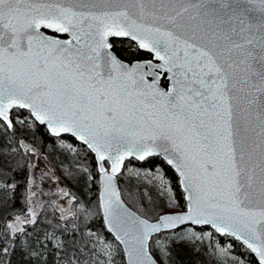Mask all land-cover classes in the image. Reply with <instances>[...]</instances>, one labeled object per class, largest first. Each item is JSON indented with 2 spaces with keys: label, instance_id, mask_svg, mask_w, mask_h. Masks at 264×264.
<instances>
[{
  "label": "snow or ice",
  "instance_id": "6c2138e0",
  "mask_svg": "<svg viewBox=\"0 0 264 264\" xmlns=\"http://www.w3.org/2000/svg\"><path fill=\"white\" fill-rule=\"evenodd\" d=\"M110 37L136 42L160 63L124 62ZM158 70L169 74L167 91ZM14 110L27 115L13 118ZM14 121L70 133L96 154L99 207L126 264H166L170 253L155 234L186 224L235 238L264 264V0H0V125ZM133 156L175 169L185 212L151 223L125 207L115 178ZM147 174L171 192L159 169ZM202 238L189 228L177 239Z\"/></svg>",
  "mask_w": 264,
  "mask_h": 264
},
{
  "label": "trees",
  "instance_id": "16d2710c",
  "mask_svg": "<svg viewBox=\"0 0 264 264\" xmlns=\"http://www.w3.org/2000/svg\"><path fill=\"white\" fill-rule=\"evenodd\" d=\"M113 43L112 50L123 61L133 62L149 58V54L138 50L130 41L114 40ZM161 83L166 84L165 80ZM11 115L13 118L24 117L27 111L14 110ZM30 123L31 127L14 121L12 129L0 125V183L2 185L0 188V249L10 248L7 255L0 256V264H73L70 260L74 255L82 257L84 261L81 264H85L89 251L86 254L80 253L82 250L80 240L84 228L94 231L111 245L112 264H125L122 249L106 230L101 216L98 199L100 181L93 155L74 139L68 136L61 137L67 143L76 146V150L70 153L69 150L55 144L57 138L51 137L44 126L34 121ZM20 141L29 142L35 150L46 155L48 160H45L55 171L58 181L63 183L66 192L76 196L78 202L81 199L85 203L94 202L95 212L86 216L84 224L76 222L75 216H71L70 220H66L63 225L56 219L53 208L45 205L36 214L35 223L24 226L23 233L8 234L5 230L6 224L14 216L23 214L25 211L26 188L30 181L27 166L31 153L23 149ZM13 148L16 149L15 152L12 151ZM76 165H80L85 171L77 169ZM128 169H130L129 173L126 172ZM157 169L165 175L171 188L172 200L169 202H165V196L159 195L155 185L146 183L141 175L143 171L152 172ZM89 177L90 187L86 190ZM116 185L124 202L138 214L151 220L162 213L180 211L185 207L184 193L180 188L177 175L159 157H149L144 161L132 158L125 160L121 173L116 176ZM194 229L199 232L210 230L207 226L194 227ZM47 232L61 235L63 243L59 256H56V252L49 244L47 247H41L43 249L39 251V255L34 257L31 253L38 251L36 246ZM172 232L174 231L162 232L155 235V238L165 239ZM211 233L221 245L228 243L230 258L219 259L214 248L202 241H177L167 245L170 255L167 257L166 264H239L241 261L244 264H258L241 243L228 236H218L212 231ZM9 241L12 243L9 244ZM153 255L157 259L160 258L156 252Z\"/></svg>",
  "mask_w": 264,
  "mask_h": 264
},
{
  "label": "rangeland",
  "instance_id": "374dc122",
  "mask_svg": "<svg viewBox=\"0 0 264 264\" xmlns=\"http://www.w3.org/2000/svg\"><path fill=\"white\" fill-rule=\"evenodd\" d=\"M25 125L28 126V124H25ZM24 144L28 145L31 149L34 150V151H28L31 153L29 155L30 160L27 166L29 170V178H30L29 186L26 188L27 189L26 196H27L28 201L26 199L25 211H23V214L14 216L11 219V221H9L6 224L5 230L8 232V234H13L12 229L8 227L9 225H15L18 228H24V226L29 224V221L32 220L33 213L36 216V214L42 208V206H45V205H48L49 207L53 208L56 219L59 222L63 223V225L66 220H70L71 216H75L74 218L76 222L84 224L83 221H85L86 216L80 212H77V205L82 204L86 206L88 209L91 210L90 213L92 214L95 212L94 202L85 203L82 199L78 202L76 199V196L74 194L71 195L69 192H67L68 193L67 195H64L61 190H64L66 192L65 186L63 185L62 182L58 181L59 179L55 171L46 162V160H48L46 155H44L40 151L35 150L33 146L29 144V142L28 143L24 142ZM55 144L58 146L64 147L65 149L69 150L70 153L76 150L75 145L69 144L63 139L56 140ZM68 145H71L72 147L69 148ZM23 149L26 150L24 147ZM32 165H35V167H32ZM75 167L77 169H82L83 171H85V169L81 167L80 165H76ZM129 170L130 169H128L126 172L129 173L130 172ZM45 173H47V175H45ZM147 173H157V171H152V172L143 171L141 173L145 182L149 184L150 183L149 181L151 180V176L148 175ZM87 181H88V185L86 186L85 189L89 190L90 181H91L90 177L87 178ZM151 183L155 185L159 195L165 196V202H169L172 200L171 192L162 193L156 181H152ZM1 187L2 185L0 183V188ZM33 193H35V195H33ZM67 200L69 202L71 201L70 203L71 210H73L74 212H77L76 215H73L70 212L62 213L60 211V207L64 206ZM18 217L19 219H17ZM189 228H192V227H184V228L178 229L170 233L165 239H159V240L166 245H170L174 242L181 241V240H178L177 238L180 237ZM194 231L203 237L200 240H194V241H202L209 247L212 246L215 250L216 255L221 260H226L230 258V254L228 252L229 250L228 243L221 245L218 242V240L212 235L210 230H204L202 232H199L194 229ZM205 233H211V235H205ZM81 238L82 239L80 240V242H82V250L80 251V253L83 252L86 254L89 251L88 258L87 260L85 259V264H109V257L107 253L109 251L108 246H111V245L108 242H106L102 237L96 235L94 231L85 229V228L82 231ZM185 242H193V241L188 240ZM62 243H63V239L61 235H56L53 232H47L46 234L42 236L40 243L37 244L36 247L38 248V251L37 250L34 251L36 255H33V256L36 257L37 255H39L38 254L39 251H41L44 247H47V245L49 244L51 248L56 252V256H59V251L62 249ZM221 248L224 249L223 252L220 251ZM157 254L159 256V253ZM83 261L84 260L82 257L80 256L76 257L75 255L70 260V262L73 264H81V262ZM162 263H165V262H162ZM111 264H112V261H111Z\"/></svg>",
  "mask_w": 264,
  "mask_h": 264
},
{
  "label": "water",
  "instance_id": "95a60500",
  "mask_svg": "<svg viewBox=\"0 0 264 264\" xmlns=\"http://www.w3.org/2000/svg\"><path fill=\"white\" fill-rule=\"evenodd\" d=\"M41 31H43L46 35H49V36H53V35H55L57 38L62 39V40L70 39V37H69V35H68L67 33H53L51 29H43V28L41 29ZM109 39H110V43H111V44H112V41H114V40H128V41L132 42L133 44H135V46L138 48V45L136 44V42L131 41L130 39H128V38H126V37H110ZM112 46H113V45H112ZM138 49H139V48H138ZM139 50L142 51V52H144V53H147V54L150 55V58L147 59V60H152L153 63H160V61H156V60L154 59V54H150V53H148V52H147L146 50H144V49H139ZM112 51H113V50H112ZM147 60H141V62H143V61H147ZM124 62H126V61H124ZM134 62H136V61H133V62H126V63L131 64V63H134ZM158 74L160 75V80H159V82H158V87H160V88H162L163 90L167 91V90L169 89V87L171 86V81L168 79V75H169V74H168V73H162V72H159V70H158ZM162 78H164V79L167 81V87H166V88H164V87L160 84V81H161ZM147 79H148L149 81H151L152 78H151V77H147ZM24 111H26V110H24ZM35 123L39 125V122H35ZM43 126H44V127L46 128V130H47V127H46L45 125H43ZM47 131H48V130H47ZM48 133H49V135L52 136V137H59V136H53L49 131H48ZM60 136H68V137H71V138L74 139L75 141H77V142H79L80 144H82L83 146H85V148H86V149H87V150L93 155V157H94V161H95V163H96L97 171H98V174L100 175V181H101V176H102V174H101V173L99 172V170H98V168H99V163H98V161H97L96 154H95L94 152H92V151L87 147V145L83 144L82 141L76 140V139H75L70 133H61ZM129 158H133V159L137 160L134 156H133V157H126L125 160H127V159H129ZM159 158H161V157H159ZM161 159H162V158H161ZM162 160H163V159H162ZM138 161H140V160H138ZM163 162H164L166 165H168V164L166 163V161L163 160ZM103 164H104L105 169L108 170V171L110 172V170H111V164H110V162H108V161H104ZM105 164H106L107 166H106ZM168 166H169V167L175 172V174L177 175L178 180H179L180 188H181L182 192L184 193V197H185L186 193H185L184 190H183V185L180 183L179 174L176 173L175 169H173L170 165H168ZM122 167H123V164L121 165V169H122ZM121 169H120V172H121ZM120 172H118L117 175H118ZM100 188H101V190H102L101 183H100ZM116 188H117V185H116ZM117 191H118V189H117ZM100 193H101V191H100ZM100 193H99V197H100ZM120 199H121V201L124 203L125 207H127L129 210H131L132 212L136 213L137 215H140V214H138L136 211H134L132 208H130V207H129V206L123 201V199L121 198V196H120ZM184 200H185V199H184ZM61 208H63V209H67V208H69V201L67 200L66 203H65V205L62 206V207H60V209H61ZM186 210H187V204H186V201H185V207H184L183 210L176 211V212H166V213H162V214H160V215L182 213V212H185ZM100 211H101V215H102V219H103V222H104L105 228H106V230L108 231V227H107V225H106V223H105L104 215H103V211H102L101 208H100ZM160 215H159V216H160ZM140 216H141L142 218H146V217H144V216H142V215H140ZM159 216H158V217H159ZM158 217H157L156 219H154V220H150V219H149V222H151V223L156 222V220L158 219ZM146 219H148V218H146ZM186 226H190V227H203V226H201V225L192 226V225H190V224H186V225H184V226H179L177 229H180V228H183V227H186ZM207 227L210 228L214 233H216L215 230L211 228V226H207ZM177 229L162 230V232L173 231V230H177ZM108 232H109V231H108ZM162 232H161V233H162ZM109 233L113 236L114 240L120 245V247H121V249H122V252H123V256H124V262H125V264H126V256H125V254H124V246H123L122 244H120V242L115 238V235H114L113 233H111V232H109ZM216 234L219 235V236H221L219 233H216ZM155 235H157V234H155ZM230 238H232V239L235 240V238H233V237H230ZM236 241H237V240H236ZM238 242L241 243L240 241H238ZM241 244H242V243H241ZM242 245H243V244H242ZM243 246L247 249V247H246L245 245H243ZM247 250L250 252L249 249H247ZM250 254H252V256L255 258V260L258 262V258L255 257V254H254V253H251V252H250Z\"/></svg>",
  "mask_w": 264,
  "mask_h": 264
},
{
  "label": "flooded vegetation",
  "instance_id": "af4514ba",
  "mask_svg": "<svg viewBox=\"0 0 264 264\" xmlns=\"http://www.w3.org/2000/svg\"><path fill=\"white\" fill-rule=\"evenodd\" d=\"M59 139H62V138H57L56 140H59ZM73 210H71V207H70V203H69V208L66 209V211L64 213H67V212H72Z\"/></svg>",
  "mask_w": 264,
  "mask_h": 264
}]
</instances>
